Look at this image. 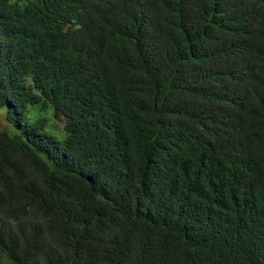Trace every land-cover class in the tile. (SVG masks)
Segmentation results:
<instances>
[{
	"label": "trees",
	"instance_id": "trees-1",
	"mask_svg": "<svg viewBox=\"0 0 264 264\" xmlns=\"http://www.w3.org/2000/svg\"><path fill=\"white\" fill-rule=\"evenodd\" d=\"M0 264H264V0H0Z\"/></svg>",
	"mask_w": 264,
	"mask_h": 264
},
{
	"label": "rangeland",
	"instance_id": "rangeland-1",
	"mask_svg": "<svg viewBox=\"0 0 264 264\" xmlns=\"http://www.w3.org/2000/svg\"><path fill=\"white\" fill-rule=\"evenodd\" d=\"M5 112L3 110H0V129H3L5 127Z\"/></svg>",
	"mask_w": 264,
	"mask_h": 264
}]
</instances>
